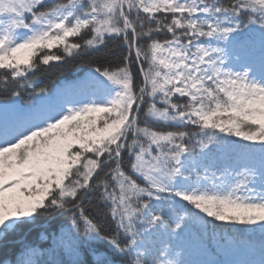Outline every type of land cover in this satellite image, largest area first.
I'll return each instance as SVG.
<instances>
[{"label":"snow or ice","instance_id":"obj_1","mask_svg":"<svg viewBox=\"0 0 264 264\" xmlns=\"http://www.w3.org/2000/svg\"><path fill=\"white\" fill-rule=\"evenodd\" d=\"M0 97V264H264V0H0Z\"/></svg>","mask_w":264,"mask_h":264},{"label":"trees","instance_id":"obj_2","mask_svg":"<svg viewBox=\"0 0 264 264\" xmlns=\"http://www.w3.org/2000/svg\"><path fill=\"white\" fill-rule=\"evenodd\" d=\"M51 2V0H50ZM110 47H112L110 45ZM57 51V50H53ZM107 51V50H106ZM121 55L119 49H114L109 58H118ZM90 57L87 55L76 56L74 58H68L66 61L59 64H51L42 71L39 76V84L41 87L48 88L53 98L57 97V91L70 82H77L84 77L85 73L89 71ZM135 71V65L133 66ZM24 100L27 102L28 95L25 93ZM2 98V97H0Z\"/></svg>","mask_w":264,"mask_h":264},{"label":"rangeland","instance_id":"obj_3","mask_svg":"<svg viewBox=\"0 0 264 264\" xmlns=\"http://www.w3.org/2000/svg\"><path fill=\"white\" fill-rule=\"evenodd\" d=\"M80 81V80H79ZM79 81H77V82H72V83H67L66 85H64L63 87H61L59 90H58V93H60V92H62V91H64V90H66V89H73L74 88V86H75V84H77ZM57 93V94H58ZM70 95H75V96H77V97H79V92H78V90L77 91H74V92H70Z\"/></svg>","mask_w":264,"mask_h":264}]
</instances>
